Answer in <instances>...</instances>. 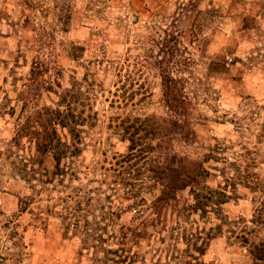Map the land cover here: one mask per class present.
<instances>
[{"label": "rangeland", "instance_id": "374dc122", "mask_svg": "<svg viewBox=\"0 0 264 264\" xmlns=\"http://www.w3.org/2000/svg\"><path fill=\"white\" fill-rule=\"evenodd\" d=\"M163 88L187 97L185 117L165 108ZM60 102L85 126L80 156L61 162L76 176L52 187L39 181L34 133ZM145 116L182 119L162 157L186 166L214 156L200 184L230 196L221 210L233 231L254 228L253 216H264V0H0V264H90L58 215L97 187L103 170L94 167L128 152L114 133L121 122ZM139 166L134 176L147 168ZM143 192L148 201L157 193ZM190 199L189 189L180 193L168 219ZM256 231L250 240L264 238ZM228 237L211 240L200 260L252 264Z\"/></svg>", "mask_w": 264, "mask_h": 264}, {"label": "trees", "instance_id": "16d2710c", "mask_svg": "<svg viewBox=\"0 0 264 264\" xmlns=\"http://www.w3.org/2000/svg\"><path fill=\"white\" fill-rule=\"evenodd\" d=\"M212 66L218 68L222 64L212 62ZM162 96L166 98L164 105L168 111L178 117L186 116V96L174 97V90L164 88ZM169 97L176 105L169 104ZM43 116L41 131L34 133L37 158L42 166L39 181L56 187L70 172L71 177L76 176L75 171H66L68 168L62 167L61 162L80 156L83 144L79 128L85 125L73 104L63 107L60 102L54 109H45ZM181 120L159 121L154 116H145L130 124L121 122V127L114 130L128 142V152L113 157L114 163L109 168L94 167L97 172L103 170L92 180L97 187L86 190L83 196L79 193L72 197V206L58 215L65 232L80 242L78 256L86 252L90 264H206L200 257L210 241L228 234V238L232 235L248 248L252 264H264V238L250 240L257 233L256 228H264V216L256 215V219L253 216L250 223L254 228L244 226L236 233L221 210L230 196L220 187L211 189L200 184V180L210 175L203 163L214 156L186 166L174 154L162 157L170 148L169 135L183 131ZM59 129L70 135V143L63 142ZM47 160L53 162L51 171L44 166ZM139 163L147 168L139 172L140 176H134ZM152 188L157 193L148 201L141 194ZM186 189L191 196L189 204L168 219L166 211L176 207L179 194ZM127 214H132L129 224L122 222ZM193 215L206 222L207 228L193 229L199 221L190 219Z\"/></svg>", "mask_w": 264, "mask_h": 264}]
</instances>
